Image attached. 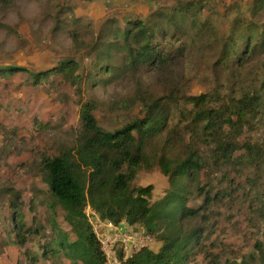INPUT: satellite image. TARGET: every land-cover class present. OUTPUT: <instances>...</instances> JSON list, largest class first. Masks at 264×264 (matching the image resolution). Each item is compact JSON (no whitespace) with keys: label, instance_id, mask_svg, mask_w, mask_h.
<instances>
[{"label":"rangeland","instance_id":"rangeland-1","mask_svg":"<svg viewBox=\"0 0 264 264\" xmlns=\"http://www.w3.org/2000/svg\"><path fill=\"white\" fill-rule=\"evenodd\" d=\"M192 1L198 0H0V70L18 67L37 73L73 61L81 76L80 84L58 75L38 85L23 72L0 76V264H76L58 249L62 234L67 235L69 243L76 238L64 220L63 209L50 196L40 164L44 157L76 146L83 104L93 102L98 126L104 132H115L143 118V107L137 101L139 90L147 92L150 99H160L173 91L165 78L177 83V102L171 103L174 117L170 125L179 130L191 120L186 113L192 107L186 105L183 96L206 94L208 108H222V112L252 93H260L264 101V54L241 67L233 62V55L218 63L222 44L232 33L236 31L233 38L238 40L241 51L246 39L240 38L253 28L264 27V6L255 11V0H204L205 7L197 13L196 23H190L194 18L191 16L186 23L187 35L155 39L154 44L160 49L181 55L160 75L143 64L133 78L116 76L113 70L122 63L123 55L115 54L112 61L98 56L99 32L107 20L113 21L112 30L121 31L135 20L149 27L152 15L164 24L182 5ZM205 22L207 29L203 27ZM72 33L78 36L77 41ZM101 66L112 70L106 72ZM126 101L129 105L124 104ZM180 110L185 119L180 118ZM258 111L248 116L255 120L243 126L237 142L240 147L247 142L263 144L264 154V113L261 108ZM231 119L234 121L236 116ZM192 135L189 131L185 140L194 145L205 162L196 186L219 199L205 206L196 186L185 194L188 208H203L195 221H186V226H199L204 231L188 264L242 260L264 264V255L255 247L258 244L264 251V157L256 167H247L246 162L236 160L244 154L241 148L233 164H214L212 139H205L204 135L189 140ZM155 152L162 153V144L152 154ZM132 186L153 187L150 205L164 199L175 187L152 162L137 172ZM8 189L21 195L15 208L11 207L15 200ZM13 211L18 222L31 230L20 232L23 244L16 235ZM86 214L106 264H115L120 256L126 259L142 247L157 252L162 246L158 235L149 234L142 225L115 226L101 220L90 208ZM146 235L150 236V243L142 242ZM128 236L134 238L136 247L125 250L123 240Z\"/></svg>","mask_w":264,"mask_h":264},{"label":"trees","instance_id":"trees-1","mask_svg":"<svg viewBox=\"0 0 264 264\" xmlns=\"http://www.w3.org/2000/svg\"><path fill=\"white\" fill-rule=\"evenodd\" d=\"M92 1V0H89ZM264 6V0H255V11ZM205 7L204 0L187 2L168 23H160L154 15L148 20L149 27L141 20H135L125 30H112V20H107L99 32L98 43L101 46L98 56L112 61L114 55L122 54V63L113 71L116 76L134 77L140 72L139 67L148 64L153 74L160 75L164 69L171 67L178 58L179 52H168L154 44L155 39L166 40L169 35L185 33L186 23H196L197 13ZM194 26V25H192ZM196 26V25H195ZM194 26V27H195ZM203 27L207 29L206 22ZM248 30H250L248 28ZM236 33V31H235ZM232 33L222 44L219 64L229 56H236L234 63L240 67L255 56L264 54V27L253 28L250 33L240 38L244 42V49L238 50V40ZM75 41L78 36L72 33ZM106 41V42H105ZM230 61V60H228ZM106 72L112 68L101 66ZM79 66L76 62L60 63L57 67L44 72L32 73L24 68H5L0 70V76H12L23 72L30 76L32 83L38 85L52 76H68L75 84L81 83L78 74ZM164 82V80L161 78ZM172 92L160 99H150L147 92L138 91L144 116L143 118L124 126L115 132H104L98 126L94 116L96 106L87 102L80 108V130L76 138V146L63 150L56 156L44 157L40 164V173L48 187L50 196L64 213V220L75 235L71 243L67 235L62 234L58 249L65 258L78 264H106L101 244L94 233L93 227L86 214L90 208L103 221L118 226L125 223L129 226L142 225L149 234L158 235L162 242L161 248L154 252L142 247L138 252L126 259L120 256V264H188L191 251L197 247L204 231L199 226L188 228L187 220L195 221L200 214V207L192 210L187 207L185 194L196 186L205 162L199 151L189 141L185 140L188 132L190 137L212 139L215 147L211 160L214 164L229 165L235 162L238 150L243 148L244 154L236 160L245 163L247 167H256L258 160L264 157L263 144L245 143L239 146L237 135L241 134L243 126L254 122L255 117H248L259 108L264 113V101L260 93H252L237 100L235 105L222 112V108H208L209 99L206 94L199 96H183L186 105L192 110L186 114L191 117L189 123L183 124L181 129L170 125L174 117L172 104H176L178 92L177 83L165 78ZM128 101L124 102L125 105ZM260 113V111H258ZM180 118H186L179 111ZM235 115L233 121L231 116ZM202 133L199 126L202 124ZM252 127V126H250ZM229 128V129H228ZM228 129V130H227ZM196 140V139H195ZM162 144V153L152 154L157 145ZM153 150V151H152ZM152 151V152H151ZM178 152L179 155H175ZM156 163L162 174L169 178L173 191L164 199L150 205L152 186L134 188L132 181L137 172L143 167H150ZM242 165V164H240ZM204 197V205H211L218 200V195L210 197L203 190L195 188ZM13 193L14 200L11 207L15 208L17 201H21L19 192L8 189ZM203 210V208H202ZM15 221L17 237L21 244L20 232H30L22 222H18L17 215L12 212ZM261 255L264 251L256 244ZM59 253V252H58ZM215 264H221L219 261ZM224 264H252L250 261H226Z\"/></svg>","mask_w":264,"mask_h":264},{"label":"built area","instance_id":"built-area-1","mask_svg":"<svg viewBox=\"0 0 264 264\" xmlns=\"http://www.w3.org/2000/svg\"><path fill=\"white\" fill-rule=\"evenodd\" d=\"M111 224V223H110ZM121 233H122V231H121ZM125 233L123 232L122 233V235H124ZM124 242H125V250H127V247H136V242L134 241V238H132L131 236H128L127 238H126V240H123ZM142 242H144V243H150L151 242V238H150V236L149 235H146V236H144V238L142 239ZM115 264H120V261L117 259V260H115Z\"/></svg>","mask_w":264,"mask_h":264}]
</instances>
